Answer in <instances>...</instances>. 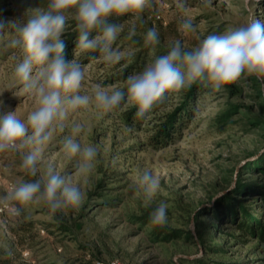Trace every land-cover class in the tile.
<instances>
[{
    "label": "rangeland",
    "instance_id": "374dc122",
    "mask_svg": "<svg viewBox=\"0 0 264 264\" xmlns=\"http://www.w3.org/2000/svg\"><path fill=\"white\" fill-rule=\"evenodd\" d=\"M185 2L183 10L177 7L178 0H159L151 9L160 15L163 25L170 23L175 27V32L166 40L170 43L180 40L186 48L197 46L209 34L239 27L251 18L264 23V0L258 3L256 0ZM26 15L15 0H0V21L5 23L6 33L15 34L23 26ZM184 19L192 20L195 30L191 33L180 30ZM9 39L7 35L0 37V117L16 111L20 118L26 119L37 105L14 76V57H21L22 51L10 47ZM120 53L122 57L125 52ZM80 63L86 73L81 94L92 95L96 84L117 87L103 80L102 73L111 67L103 57ZM254 82L248 79L236 84L241 88L237 95L211 90L198 95L193 116L181 134L157 148L146 143L150 121L144 119L138 126H126L120 116L123 107L105 113L93 102L70 112L63 131L57 130L45 148L35 178L42 176L51 163L57 172L70 176L80 186L85 198L78 209L58 212L55 217L43 203L24 206L19 216L0 213V259L7 258L10 264H95L99 259L110 258H119L124 264H189L184 259L197 257L202 252L192 239L183 236L167 243L151 241L147 234L149 226L138 223L132 216L146 210L151 216L153 209L164 203L166 224L194 235L193 214L211 206L231 186L229 182L242 164L264 151V123L260 122L264 120V82L257 79ZM228 102L237 103L239 112L232 114L233 123L218 126L213 117ZM246 107H251L250 116L260 120L257 124L241 117ZM76 123L83 130L74 138L82 147L93 145L98 149L90 174H82L77 168L82 160L80 156H69L63 149L62 141L73 135L72 127ZM21 164L20 154L1 153V181H11L16 186L35 179L24 172ZM145 169L160 180V190L150 206L145 205L138 181ZM11 190L0 184V197ZM3 202L0 200V204ZM206 213L200 219L208 224L211 218ZM27 222L32 226L26 231L18 229V225ZM61 222L70 230L59 229ZM238 249L240 253L246 251ZM84 258L90 261L87 263Z\"/></svg>",
    "mask_w": 264,
    "mask_h": 264
},
{
    "label": "clouds",
    "instance_id": "9594fccd",
    "mask_svg": "<svg viewBox=\"0 0 264 264\" xmlns=\"http://www.w3.org/2000/svg\"><path fill=\"white\" fill-rule=\"evenodd\" d=\"M153 6L154 0H47L45 7L27 13L23 26L15 34L6 33L5 23L0 21V37L9 36V46L22 51L21 57H14V76L37 105L26 119L20 118L16 111L0 117V153L20 154L24 172L35 178L45 148L57 130L63 131L69 113L93 102L105 113L134 107L136 117L144 120L155 108L166 105L194 84L213 93H225L227 86L246 82L249 77L264 82V23L251 18L234 29L207 35L192 48L175 40L163 55H155L160 37L152 27L147 30L145 40L153 48V59L142 71L127 77L125 90L96 84L92 95L81 94L86 77L84 68L76 58L66 61L64 57L65 42L61 37L69 22H74L78 49L99 51L106 62L116 63L121 53L113 44L123 26L110 19L131 16L134 21L143 22L142 14ZM177 7L185 9V0H178ZM180 30L194 31L192 20H182ZM93 32L96 35L90 38ZM135 34L133 23L129 38ZM82 130L81 124H74L73 135L65 137L62 144L66 154L82 158L77 164L79 171L90 174L98 149L93 145L82 147L74 138ZM138 181L145 205L150 206L160 190V180L145 169ZM84 198L80 186L49 163L42 176L19 183L0 200L12 204L15 216L21 215L24 206L43 203L55 217L58 212L78 209ZM151 221L159 226L167 223L166 204L153 209Z\"/></svg>",
    "mask_w": 264,
    "mask_h": 264
},
{
    "label": "trees",
    "instance_id": "16d2710c",
    "mask_svg": "<svg viewBox=\"0 0 264 264\" xmlns=\"http://www.w3.org/2000/svg\"><path fill=\"white\" fill-rule=\"evenodd\" d=\"M15 1L17 7L26 13L33 7L37 9L47 4V0ZM155 14L157 13L153 9L145 10L142 14L143 22L134 21L131 16L110 19V22L121 23L123 26L113 47L125 53L118 62L110 63L111 67L102 73L104 82L113 83L125 90L127 77L142 71L144 66L153 59V48L145 40L147 30L152 27L157 29L160 37V43L155 47V55L166 54L172 44L166 39L168 35L175 32V27L170 23L163 25L160 19L155 18ZM133 23L136 25V34L129 38V29ZM95 35V32L91 33L90 38ZM61 38L65 42L66 61L76 58L84 63L103 57L99 51L79 50L78 55H75L78 49V34L75 32L74 22H69ZM248 79L253 82L256 80L254 77ZM254 85L256 86L255 82ZM209 90L200 84H194L181 91L177 95V100H170L166 105L155 108L147 119L150 121V132L146 137L147 145L154 148L162 147L178 137L182 128L193 116L196 97ZM240 91L239 85L233 84L227 86L226 92L230 95H237ZM257 94L260 96L259 92ZM238 107L237 103L228 102L224 109L214 115L213 121L221 127L233 123L234 119L232 120L231 117L232 114L239 112ZM244 109L246 112L241 113L242 118H246L250 124H257L260 121L250 116L251 107ZM135 113L134 107L120 111V116L126 126H138L140 122H143L136 117ZM260 122L264 123V120ZM102 182V179L98 181L99 186ZM229 183H232L231 186L219 194L211 206L203 207L193 214L194 235L190 232L184 233L180 228L168 224L159 226L152 223L147 210L139 215H133L132 218L138 223L149 226L147 234L151 241L167 243L185 237L192 239V242L202 252L191 259L182 258L189 264H264V151L257 157L245 161ZM203 212H207V216L211 218L208 224L200 219ZM31 226L32 223L27 222L18 225V229L26 231ZM58 228L63 231L70 230L62 222ZM239 247L246 251L240 253ZM85 260L87 263L90 261L89 258ZM94 260L91 261L94 263ZM10 262L7 258L0 259V264H10Z\"/></svg>",
    "mask_w": 264,
    "mask_h": 264
},
{
    "label": "built area",
    "instance_id": "2783aa9c",
    "mask_svg": "<svg viewBox=\"0 0 264 264\" xmlns=\"http://www.w3.org/2000/svg\"><path fill=\"white\" fill-rule=\"evenodd\" d=\"M158 1L159 0H154V3H158ZM155 18L159 19L160 18V15L158 13L155 14ZM0 184H4L6 189H12L14 187V185H13V183L11 181H8L6 183H3L1 181V178H0ZM11 208L12 207H11V205L9 203L3 202V203L0 204V213L10 212L12 214ZM41 231L43 232L42 229H41ZM95 264H124V263L119 258H110V259H106V260L99 259V260L95 261Z\"/></svg>",
    "mask_w": 264,
    "mask_h": 264
}]
</instances>
